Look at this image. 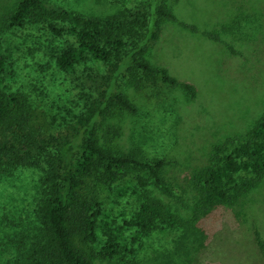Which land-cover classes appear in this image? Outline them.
<instances>
[{
  "label": "rangeland",
  "instance_id": "rangeland-1",
  "mask_svg": "<svg viewBox=\"0 0 264 264\" xmlns=\"http://www.w3.org/2000/svg\"><path fill=\"white\" fill-rule=\"evenodd\" d=\"M19 1L0 0L2 87L25 95L33 126L56 136L103 95L105 86L88 76L108 75V64L88 55L73 70H61L56 57L77 45L76 37L58 35L49 21L9 26L5 16ZM48 1L79 14L107 16L134 13L145 0ZM162 2L175 19L160 21L159 38L148 39L134 55L194 84L195 95L162 80L154 83L122 62L114 91L136 110L111 108L100 119L97 136L114 153L167 161L161 175L170 190L149 187L166 203L170 221L147 229L133 222L142 199L138 177L148 178L146 171L128 167L115 170L114 177L97 175L78 190L74 208L89 219L84 249L92 264H264L255 239L258 231L264 240V175L244 168L232 172L220 183L227 201L204 210L192 186L199 171L224 166L264 113V0ZM151 24L141 27L136 41ZM45 169L40 163L0 173V264H30L28 253L46 235L40 209Z\"/></svg>",
  "mask_w": 264,
  "mask_h": 264
},
{
  "label": "trees",
  "instance_id": "trees-1",
  "mask_svg": "<svg viewBox=\"0 0 264 264\" xmlns=\"http://www.w3.org/2000/svg\"><path fill=\"white\" fill-rule=\"evenodd\" d=\"M121 10L107 16L84 15L62 7L48 0H20L14 10L5 16L9 26L25 22L49 21L50 29L61 35L71 33L77 45H70L60 51L56 64L61 70H73L84 62L88 55L108 64V75L89 74L92 84L106 90L100 98L92 100L87 110L58 135H42L32 124L33 111L27 97L21 93H9L2 87L1 73L5 66V55L0 49V173L22 165L44 163L45 179L41 212L45 219L46 235L40 244L28 253L30 264H92L84 249L89 238L86 232L88 218L82 209L75 210L80 202L78 190L97 175L116 176L115 170L128 167L146 171L148 178L138 177L141 188V202L133 222L147 229L156 221L169 222L167 205L152 195L150 185L169 191L161 170L167 164L164 159L152 162L142 161L133 155L114 153L98 142L97 126L100 119L111 108L134 112L135 105L120 92L114 91L117 73L121 63L133 64L146 77L157 82L162 80L179 85L192 96L194 84L180 80L166 68H157L148 60L135 57L144 51L148 39L157 40L162 20H174L173 11L162 0H145L139 3L134 13L123 14ZM123 14V15H122ZM63 20L68 29L55 23ZM148 22V25H147ZM145 35L136 41L139 31L149 26ZM211 36H214L213 34ZM131 45L128 51L126 46ZM1 48V38H0ZM247 155L242 162L238 158ZM240 168L251 169L257 176L264 175V113L247 133V140L230 153L224 166L217 169L205 168L193 177V189L200 209L227 201L226 190L220 183L231 178V173ZM176 218L172 216V219ZM257 245L264 258V240L255 232Z\"/></svg>",
  "mask_w": 264,
  "mask_h": 264
}]
</instances>
